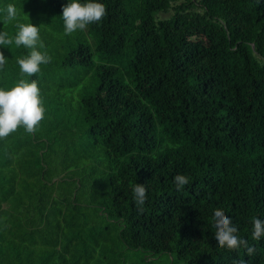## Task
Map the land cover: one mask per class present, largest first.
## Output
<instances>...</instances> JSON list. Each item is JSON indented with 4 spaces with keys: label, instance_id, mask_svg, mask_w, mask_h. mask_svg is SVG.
Masks as SVG:
<instances>
[{
    "label": "trees",
    "instance_id": "1",
    "mask_svg": "<svg viewBox=\"0 0 264 264\" xmlns=\"http://www.w3.org/2000/svg\"><path fill=\"white\" fill-rule=\"evenodd\" d=\"M68 2L0 0L51 57L24 77L30 50L0 46V88L36 80L45 109L0 139V264H264V0H99L66 36ZM216 209L253 255L217 245Z\"/></svg>",
    "mask_w": 264,
    "mask_h": 264
},
{
    "label": "clouds",
    "instance_id": "2",
    "mask_svg": "<svg viewBox=\"0 0 264 264\" xmlns=\"http://www.w3.org/2000/svg\"><path fill=\"white\" fill-rule=\"evenodd\" d=\"M106 14L105 5L99 0H88L86 3H81V0H69L62 8L64 34L68 36L77 31H84L88 25L101 22ZM17 17V9L9 4L0 22H11L17 20ZM16 28L18 31L14 37H9L7 32L0 31V46H10L14 43L16 47L23 46L29 49L28 55L17 58L16 62L22 76H35L41 71L42 64L51 62V57L46 52L42 53L38 50V48H44L40 39L39 27L32 23L18 22ZM5 64L6 57L0 51V70L5 67ZM44 118L45 109L36 80L29 83L27 79H20L10 90L0 88V139H6L21 127L28 134H34ZM174 183L177 191H180L189 184V178L178 174L174 177ZM132 191L138 209L142 210L147 199L145 186L137 183ZM212 219L216 229L214 237L220 248L235 251L243 246L248 256L254 254L255 248L249 246L246 239L237 235L238 228L222 209H216ZM252 224V239L259 240L264 236V221L253 217ZM236 264H244V261H238Z\"/></svg>",
    "mask_w": 264,
    "mask_h": 264
}]
</instances>
